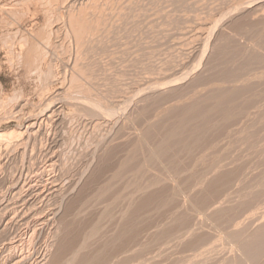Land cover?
Returning <instances> with one entry per match:
<instances>
[{
  "label": "rangeland",
  "instance_id": "1",
  "mask_svg": "<svg viewBox=\"0 0 264 264\" xmlns=\"http://www.w3.org/2000/svg\"><path fill=\"white\" fill-rule=\"evenodd\" d=\"M263 178L264 0H0V264H264Z\"/></svg>",
  "mask_w": 264,
  "mask_h": 264
},
{
  "label": "bare ground",
  "instance_id": "2",
  "mask_svg": "<svg viewBox=\"0 0 264 264\" xmlns=\"http://www.w3.org/2000/svg\"><path fill=\"white\" fill-rule=\"evenodd\" d=\"M103 108H104V107H103ZM106 109H107V108H106ZM108 109H109V108H108ZM194 109H195V107H194ZM109 112H110V111H109ZM184 112H185V111H184ZM191 112H192V111H191ZM107 113H108V111H107ZM102 114H103V113H102ZM102 114H101V115H102ZM114 117H115V116H114ZM181 126H182V124H181ZM172 129H173V128H172ZM172 129H171V130H172ZM182 129H183V128H182ZM182 129H181V127H180L179 130H182ZM196 129H197V128H196ZM200 129H201V128H200ZM192 130H194V129H192ZM176 131H177V130H176ZM190 131H191V130H190ZM165 132H167V131H165ZM171 132H172V131H171ZM192 132H193V131H192ZM172 133H174V132H172ZM176 133H177V132H176ZM183 133H184V132H183ZM170 134H171V133H170ZM179 135H180V134H179ZM192 135H195V133L192 134ZM168 136H169V135H168ZM174 136H175V135H174ZM152 137H153V136H152ZM162 137H163V136H162ZM169 137H170V136H169ZM169 137H168V138H169ZM148 138H149V136H148ZM163 138H164V137H163ZM163 138H162V140H167V139H165V138L163 139ZM170 138H171L170 140H172V138L174 139V137H170ZM175 138H176V137H175ZM158 139H159V138H158ZM145 140H146V139H145ZM170 140H169V142H170ZM148 141H151V140H148ZM152 141H153V140H152ZM158 141H159V140H158ZM141 142H142V141H141ZM146 142H147V141H146ZM153 142H154V141H153ZM153 142H151V143H153ZM164 142H165V141H163V145H164ZM167 142H168V141H167ZM173 142H174V141H173ZM173 142H172V143H173ZM178 142H180V141H178ZM252 142H253V141H252ZM143 143H145V141H143ZM170 143H171V142H170ZM174 143H175V142H174ZM247 143H248V142H247ZM159 144H160V143H159ZM166 144H167V143H166ZM175 144H176V143H175ZM177 144H178V143H177ZM179 144H180V143H179ZM179 144H178V146H179ZM163 145H161V146H163ZM167 145H169V143H168ZM172 145H173V144H172ZM155 146H157V145H155ZM165 146H166V145H165ZM175 146H176V145H175ZM167 147H168V146H167ZM167 147H166V148H167ZM172 147H173V146H172ZM174 148H175V147H174ZM155 149H156V148H155ZM157 149H159V148H157ZM161 149H162V147H161ZM159 150H160V149H159ZM169 150H170V149H169ZM172 150H173V149H172ZM172 150H171V153L174 151V150H173V151H172ZM178 150H179V149H178ZM155 151H157V150H155ZM179 151H180V150H179ZM159 152H161V150H160ZM165 152H166V150H165ZM175 152H176V150H175ZM166 153L168 154V152H166ZM173 154H174V153H173ZM180 154H181V153H180ZM180 154H179V155H180ZM171 156H172V154H171ZM177 157H178V156H177ZM177 157H176V159H177ZM179 157H180V156H179ZM172 158H173V157H172ZM172 158H171V160H172ZM173 159H175V158H173ZM178 159H179V158H178ZM145 161H146V160H145ZM162 161H163V160H162ZM172 161H174V160H172ZM222 161H223V160H222ZM224 161H225V160H224ZM226 161H227V160H226ZM146 162H147V161H146ZM215 162H216V161H215ZM215 162H214V163H215ZM219 162H220V160H219ZM148 163H149V162H148ZM152 163H153V161L151 162V164H152ZM162 163H163V162H162ZM169 163H170V161H169ZM216 163H217V162H216ZM221 163H223V162H221ZM153 164H154V163H153ZM146 165H148V164H146ZM166 165H167V164H166ZM169 165H170V164H169ZM171 165H172V164H171ZM149 166H150V165H149ZM172 166H173V165H172ZM212 166H213V168H214L216 165H215V166L212 165ZM165 167H167V166H165ZM222 167H224V166L222 165ZM179 168H180V167H179ZM167 169H169V168H167ZM217 169H218V168H217ZM165 170H166V169H165ZM176 170H177V168H176ZM209 170H210V169H209ZM219 170H220V169H219ZM173 171H175V170H173ZM170 172H172V171H170ZM175 172H176V171H175ZM177 172H178V171H177ZM177 172H176V174H177V176L179 177L178 174H180V173H177ZM179 172H180V171H179ZM211 173H212V172H211ZM116 174H117V173H116ZM169 174H170V173H169ZM223 174H224V173H223ZM207 175H208V174H207ZM168 176H169V175H168ZM174 176H175V175H174ZM174 176H173V177H174ZM202 176H203V175H202ZM202 176H201V177H202ZM116 177H117V176H116ZM175 177H176V176H175ZM113 178H114V177H113ZM198 178H199V177H198ZM198 178H197V180H198ZM171 179H172V177H171ZM173 179H174V178H173ZM175 179H176V178H175ZM223 179L225 180V178H223ZM263 179H264V178H263ZM176 180H177V179H176ZM202 180H203V177H202ZM172 181H174V180H172ZM221 181H222V180H221ZM238 181H239V179H238ZM262 181H263V180H262ZM196 182H197V181H196ZM196 182H195V183H196ZM199 182H201V181H199ZM216 182H217V181H216ZM242 182H244V181H242ZM263 182H264V181H263ZM202 183H203V182H202ZM152 184H153V183H152ZM156 184H157V183H156ZM242 184H243V183H242ZM147 185H148V184H147ZM223 185H225V184H223ZM228 185H229V184H228ZM263 185H264V183H263ZM263 185H262V187H263ZM149 186H150V185H149ZM202 186H203V185H202ZM243 186H244V184H243ZM203 187H204V186H203ZM250 187H251V186H250ZM260 187H261V185H260ZM143 188H145V187H143ZM224 188H225V187H224ZM145 189H146V188H145ZM147 189L149 190V188H147ZM139 190H140V189H138L137 192H139ZM142 190H143V189H142ZM243 190H244V189H243ZM145 191H146V190H145ZM250 191H251V190H250ZM142 192H144V191H142ZM56 193H57V192H56ZM140 193H141V192H140ZM246 193H247V192H246ZM259 193H260V192H259ZM61 194H62V193H61ZM61 194H60V195H61ZM142 194H143V193H142ZM261 195H262V194H261ZM78 196H79V195H78ZM80 197H81V196H80ZM80 197H78V198L81 199ZM113 197H114V196H113ZM78 198H76V199H78ZM257 198H258V194H257ZM83 199H84V198H83ZM97 199H98V198H97ZM61 200H62V199H61ZM74 200H75V199H74ZM89 200H91V199H89ZM92 200H94V198H93ZM113 200H114V199H113ZM113 200H112V201H113ZM146 200H147V199H146ZM151 200H152V199H151ZM77 201H78V200H77ZM87 201H88V200H87ZM202 201H203V199H202ZM74 202H75V201H74ZM74 202H72V204H73ZM80 202L82 203V201H81V200L79 201V205H80ZM83 202H86V201L83 200ZM96 202H97V201H96ZM109 202H111V201H109ZM145 202H146V201H145ZM251 202H252V201H251ZM70 203H71V202H70ZM76 203H78V202H75V204H76ZM90 203H91V202H90ZM90 203H89V204H90ZM93 203H94V202H93ZM147 203H151V202H149V199H148V202H147ZM147 203H146V204H147ZM85 204H86V203H85ZM111 204H113V203H111ZM114 204L116 205V203H114ZM69 205H70V204H69ZM73 205H74V204H73ZM86 205H88V203H87ZM86 205H85V207H86ZM106 205H107V204H106ZM109 205H110V204H109ZM115 205H114V206H115ZM129 205H130V204H129ZM129 205H128V206H129ZM251 205H252V204H251ZM251 205H250V206H251ZM258 205H259V204H258ZM88 206H89V205H88ZM88 206H87V208H88ZM91 206H92V205H91ZM110 206H112V205H110ZM110 206H109V207H110ZM144 206H146V205H144ZM67 207H68V205H67ZM67 207H66V209H65V213L67 212L66 215H65L66 218H67V216H70V215H69V214H70V210H68L69 207H68V208H67ZM83 207H84V206H83V204H82V208H83ZM112 207H113V206H112ZM117 207H118V206H117ZM225 207H226V206H225ZM251 207H252V206H251ZM79 208H80V206H79ZM87 208H86V209H87ZM115 208H116V207H115ZM129 208H130V207H129ZM76 209H77V207H76ZM80 209H81V208H80ZM83 209H84V208H83ZM83 209H81V211H82ZM88 209H89V208H88ZM88 209H87V210H88ZM113 209H114V208H112L111 210H113ZM126 209H127V207H126ZM142 209H143V208H142ZM144 209H146V208H144ZM66 210H67V211H66ZM78 210H79V209H78ZM111 210H109V211H111ZM233 210H234V209H233ZM252 210H253V209H252ZM81 211H78V212L81 213ZM84 211H85V209H84ZM84 211H83V215H84V213H85ZM91 211H92V210H91ZM109 211H108V212H109ZM125 211H126V210H125ZM127 211H128V209H127ZM111 212H113V211H111ZM123 212H124V211H123ZM128 212H129V211H128ZM130 212H131V211H130ZM254 212H255V211H254ZM257 212H258V211H257ZM257 212H256V213H257ZM262 212H263V211H262ZM71 213H72V212H71ZM87 213H88V212H87ZM90 213H91V212H90ZM124 213H125V212H124ZM78 214H79V213H78ZM85 214H86V213H85ZM108 214H109V213H108ZM108 214H107V215H108ZM122 214H123V213H122ZM125 214H127V213H125ZM250 214H251V213H250ZM132 215H133V214H132ZM235 215H236V214H235ZM257 215H258V214H257ZM81 216H82V213H81ZM81 216H80V214H79V217H81ZM122 216H124V214H123ZM125 216H126V215H125ZM128 216H130V215H128ZM245 216H246V215H245ZM255 216H256V215H255ZM70 217H71V216H70ZM70 217H69V219H71V220L74 221V219H73V218H70ZM83 217H84V216H83ZM83 217H81V221H82V223H83V220H82ZM130 217H132V216H130ZM203 217H204V216H203ZM63 218H64V217H63ZM133 218H134V217H133ZM201 218H202V217H201ZM250 218H251V215H250ZM260 218H261V217H260ZM61 219H62V218H61ZM69 219H67V220L65 219V220H66V225H64V226H66V227L69 226L68 229H70L71 226L74 224L73 221H72V222H71V221H68ZM83 219H84V222L88 223L87 221H85V219L87 220L86 217L83 218ZM123 219H124V217H122V220H123ZM253 219H254V218H253ZM78 220H79V219H78ZM78 220H77V221H78ZM108 220H110V219L108 218ZM111 220H112V219H111ZM120 220H121V219H120ZM127 220H129V219H127ZM230 220H231V218H230ZM255 220H256V218H255ZM259 220H261V219H259ZM43 221H44V219H43ZM75 221H76V220H75ZM113 221H114V220H113ZM129 221H130V220H129ZM133 221H134V220H133ZM133 221H132V222H133ZM231 221H233V220H231ZM235 221H236V220H235ZM246 221H247V220H246ZM249 221H250V220H249ZM49 222H50V221H49ZM62 222H63V220H62ZM62 222H61V223H62ZM110 222H112V221H110ZM126 222H127V221H126ZM130 222H131V221H130ZM134 222H135V221H134ZM260 222H261V221H260ZM40 223H41V222H40ZM76 223H77V222H76ZM90 223H91V222H90ZM107 223H108V222H107ZM113 223H114V222H113ZM113 223H112V224H113ZM117 223H118V222H117ZM232 223H233V222H232ZM241 223H242V221H241ZM243 223H244V222H243ZM246 223H247V222H246ZM248 223H249V222H248ZM250 223H251V221H250ZM62 224H64V223H62ZM77 224H78V223H77ZM77 224H76V225H77ZM112 224H111V226H112ZM114 224H115V223H114ZM126 224H127V223H126ZM128 224H129V222H128ZM133 224H134V223H133ZM230 224H231V223H230ZM254 224H255V223H254ZM256 224H257V223H256ZM79 225H81V224H79ZM82 225H84V224H82ZM85 225H86V224H85ZM90 225H91V224H90ZM90 225H89V227H91ZM134 225H135V224H134ZM60 226H61V225H60ZM74 226H75V224H74ZM131 226H133L132 223H131ZM249 226H250V225H249ZM77 227H78V226H77ZM89 227H88V228H89ZM116 227H117V226H116ZM119 227H120V226H119ZM247 227H248V226H247ZM247 227H245V228H247ZM251 227L254 228V226H251ZM78 228H79V227H78ZM80 228H81V227H80ZM82 228H83V227H82ZM132 228H134V226H133ZM132 228H131V229H132ZM258 228H259V227H258ZM61 229H62V228H61ZM61 229H60V230H61ZM64 229H65V228H64ZM75 229H76V228H75ZM91 229H92V230H90V231H91L92 233H95V230H93V228H91ZM118 229H119V228H118ZM180 229H181V228H180ZM237 229H238V228H237ZM240 229H241V228H240ZM65 230H66V232H68L67 229H65ZM85 230H86V229H85ZM85 230H84V231H85ZM126 230H127V229H126ZM253 230H254V229H253ZM253 230H252V232H253ZM70 231H71V230H70ZM90 231H89V232H90ZM93 231H94V232H93ZM117 231L119 232V230H117ZM130 231H131V230H130ZM178 231H180V230H178ZM234 231H235V230H234ZM261 231H263V230H261ZM261 231H260V233H261ZM77 232H78V231H77ZM81 232H82V231H81ZM81 232H80V233H81ZM89 232H87V234H88ZM91 232L89 233L90 235H91ZM131 232H132V231H131ZM57 233H58V232H57ZM73 233H74V232H73ZM164 233H165V232H164ZM78 234H79V233H78ZM118 234H119V233H118ZM134 234H135V232H134ZM235 234H236V233H235ZM245 234H246V233H245ZM262 234H263V232H262ZM262 234H261V235H262ZM70 235H71L70 232H68V235L65 236V237H67V238H65V239H66L65 243H64V241L61 240V244H62V242H63L64 244H62V246L60 245V253H57V254H59L58 257H57V255H54V257H56V258H54V259H56V260H55V261L53 260V261H52L53 263L51 262L52 264H100V263H102L101 260L98 258V256H97V257H94V255H96V253H98V252L101 251V250H99L98 252L95 250L96 252L93 253L94 255L91 254L88 250H87V251H88L89 253L82 252V251H85V248L88 247V246H87V245H88L87 242L90 241V240H88L89 238H90V239L93 238L92 235H91V237L88 235V237H89V238H88V237L86 236V234H85V235L83 236L85 239L83 238V240H82L81 242H80L81 238H79V237H82L81 235L78 236L77 233H74V234H72L71 236H70ZM82 235H83V234H82ZM95 235H96V234H94L93 236L95 237ZM116 235H117V234H116ZM130 235H131V234H130ZM167 235H168V232H167ZM169 235H170V234H169ZM230 235H231V234H230ZM230 235H229V237H230ZM131 236H132V235H131ZM165 236H166V235H165ZM256 236H257V235H256ZM263 236H264V235H263ZM57 237H58V235H57ZM168 237H170V236H168ZM235 237H236V236H235ZM235 237H234V238H235ZM238 237H239V236H238ZM258 237H260V235H258ZM258 237H257V238H258ZM130 238H131V237H130ZM133 238H134V237H133ZM135 238H136V237H135ZM179 238H180V237H179ZM239 238H240V237H239ZM243 238H244V237H243ZM257 238L255 237V239H253V240H256ZM263 238H264V237H263ZM263 238L260 239V240L262 241ZM62 239H64V238H62ZM116 239H117V238H116ZM120 239H121V238H120ZM120 239H119V240H120ZM125 239H126V237H125ZM230 239H231V237H230ZM235 239H237V237H236ZM87 240H88V241H87ZM92 240H94V239H92ZM237 240H238V239H237ZM241 240H242V239H241ZM241 240H240V242H241ZM244 240H245V239H244ZM258 240H259V239H258ZM94 241H95V240H94ZM94 241H93V243H94ZM116 241H117V240H116ZM120 241H122V240H120ZM123 241H124V240H123ZM129 241H130V240H129ZM256 241H257V240H256ZM256 241H255V242H256ZM133 242L135 243L136 241L134 240ZM232 242H233V241H232ZM232 242H231V243H232ZM234 242H235V241H234ZM251 242L253 243V245L255 244L253 241H251ZM251 242H250V245L252 244ZM263 242H264V241H263ZM115 243H116V242H115ZM125 243H127V241H126ZM131 243H132V242H131ZM235 243H237V242H235ZM235 243H234V246H235ZM127 244H128V243H127ZM127 244H125V245H127ZM135 244H136V243H135ZM244 244H245V243H244ZM129 245H130V242H129ZM133 245H134V244H133ZM232 245H233V244H232ZM241 245H242V244H241ZM245 245H246V244H245ZM245 245H244V246H245ZM247 245H248V243H247ZM247 245H246V247L249 248V246H247ZM253 245H252V246H253ZM255 245L257 246V244H255ZM255 245H254V246H255ZM86 246H87V247H86ZM95 246H96V245H95ZM95 246H93V247H95ZM127 246H128V245H127ZM236 246H238V245H236ZM242 246H243V245H242ZM256 246H255V247H256ZM120 247H121V246H120ZM128 247H129V246H128ZM128 247H127V248H128ZM255 247H254V248L251 247V249L249 248V249H250L249 251H248V249H247V252H249V253H247V254H248V256H249V255H250L251 257H252V256H253V257L258 256V258H259V257H260V256L258 255L259 253H258V254L256 253L258 250H257V251L252 250V249H255V250L258 249L257 247H259V246H257L256 248H255ZM107 248H108V247H107ZM127 248H126V250H128ZM129 248H132V247H129ZM133 248H134V246H133ZM260 248H261V247H260ZM88 249H89V248H88ZM122 249H123V248H121L120 250L123 251ZM236 249H237V248H236ZM236 249H235V250H236ZM89 250H91V249H89ZM92 250H94V249H92ZM120 250H119V251H120ZM133 250H134V249H133ZM136 250H139V249H136ZM136 250H135V251H136ZM233 250H234V249H233ZM233 250H232V251H233ZM251 250H252V251H251ZM259 250H260V249H259ZM112 251H113V250H112ZM117 251H118V249H117ZM129 251H131V250L129 249ZM205 251H206V250H205ZM245 251H246V249H245ZM245 251H244V252H245ZM115 252H116V251H115ZM139 252H140V251L137 252V256H138ZM142 252H143V251H142ZM142 252H141V253H142ZM201 252H203V250H202ZM244 252H243V253H244ZM258 252H259V251H258ZM108 253H109V252H108ZM110 253H112V252H110ZM110 253H109V254H110ZM113 253H114V252H113ZM208 253H209V252H208ZM106 254H107V253H106ZM124 254H125V253H124ZM135 254H136V252H135ZM205 254H206V253H205ZM115 255H116V254H115ZM118 255H119V253H118ZM121 255H123L122 252H121ZM132 255H134V254H132ZM199 255H200V254H199ZM203 255H204V254H203ZM203 255H202V256H203ZM211 255H212V254H211ZM107 256H108V255H107ZM135 256H136V255H135ZM135 256H134V257H135ZM141 256H142V255H141ZM141 256H139V257H141ZM206 256H207V254H206ZM229 256H230V255H229ZM244 256H245V255H244ZM246 256H247V255H246ZM139 257H138V258H139ZM142 257L144 258V256H142ZM198 257H199V256H198ZM253 257H252V258H253ZM117 258H118V257H117ZM121 258H122V257H121ZM121 258H120V259H121ZM125 258H126V257H125ZM209 258H210V257H209ZM233 258H234V257H233ZM249 258H250V257H249ZM22 259H23V257H22ZM22 259H21V260H22ZM104 259H106V258L104 257ZM115 259H116V258H115ZM132 259H134V258H132ZM139 259H140V258H139ZM199 259H200V258H199ZM201 259H202V258H201ZM211 259H212V258H211ZM211 259H210V260H211ZM230 259H231V257H230ZM246 259H247V257H246ZM254 259H255V258H254ZM260 259H261V258H260ZM260 259H259V260H260ZM13 260H14V259H13ZM111 260H112V259H111ZM116 260H117V259H116ZM116 260H113V261H116ZM142 260H143V259H142ZM142 260H141V261H142ZM205 260H206V259H205ZM208 260H209V259H208ZM208 260H207V261H208ZM233 260H235V258H234ZM239 260H240V259H239ZM243 260H244V259H243ZM249 260H250V259H249ZM249 260H248V261H249ZM252 260H253V259H252ZM255 260H256V259H255ZM16 261H17V260H16ZM16 261H14V262H16ZM19 261H20V260H19ZM102 261H103V259H102ZM104 261H105V260H104ZM106 261H107V260H106ZM118 261H119V260H118ZM229 261H230V260H229ZM237 261H238V260H237ZM237 261H236V262H237ZM240 261H242V260H240ZM256 261H257V260H256ZM136 262H137V259H136ZM136 262H135V263H136ZM230 262H231V261H230ZM234 262H235V261H234ZM244 262H245V261H244ZM16 263H17V262H16ZM16 263H15V264H16ZM51 263H50V264H51ZM111 263H114V262H111ZM120 263H122V262H120ZM123 263H124V262H123ZM126 263H127V262H126ZM129 263H130V262H129ZM129 263H128V264H129ZM228 263H229V262H228ZM228 263H227V264H228ZM232 263H233V262H232ZM238 263H239V261H238ZM245 263H247V262H245ZM13 264H14V263H13ZM117 264H118V263H117ZM131 264H132V263H131ZM234 264H235V263H234ZM242 264H244V263H242ZM250 264H254V263H250ZM262 264H263V263H262Z\"/></svg>",
  "mask_w": 264,
  "mask_h": 264
}]
</instances>
